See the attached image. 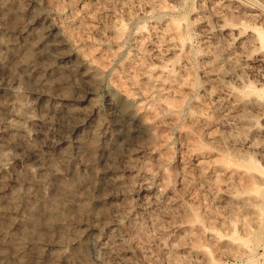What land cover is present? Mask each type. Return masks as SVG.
<instances>
[{
    "label": "clouds",
    "instance_id": "9594fccd",
    "mask_svg": "<svg viewBox=\"0 0 264 264\" xmlns=\"http://www.w3.org/2000/svg\"><path fill=\"white\" fill-rule=\"evenodd\" d=\"M0 264H264V0H0Z\"/></svg>",
    "mask_w": 264,
    "mask_h": 264
}]
</instances>
